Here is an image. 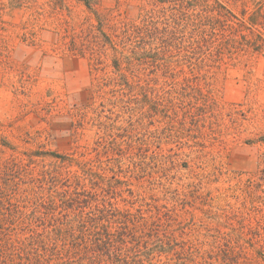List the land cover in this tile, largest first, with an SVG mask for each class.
I'll return each mask as SVG.
<instances>
[{
    "label": "trees",
    "instance_id": "16d2710c",
    "mask_svg": "<svg viewBox=\"0 0 264 264\" xmlns=\"http://www.w3.org/2000/svg\"><path fill=\"white\" fill-rule=\"evenodd\" d=\"M75 1L88 15L58 32L56 50L93 61L89 101L101 99V110L76 116L97 127L98 139L91 150H14L4 161L0 264H199L198 240L187 238L178 214L185 188L155 199L132 185L165 187L187 169L192 154L161 145L200 144L203 125L212 129L218 102L208 79L226 53L264 46V24L258 33L255 22L264 7L239 16L230 4L240 0H114V8ZM124 5L136 6V20L115 14Z\"/></svg>",
    "mask_w": 264,
    "mask_h": 264
},
{
    "label": "rangeland",
    "instance_id": "374dc122",
    "mask_svg": "<svg viewBox=\"0 0 264 264\" xmlns=\"http://www.w3.org/2000/svg\"><path fill=\"white\" fill-rule=\"evenodd\" d=\"M102 5L116 7L114 0ZM135 7H118L115 14L136 20ZM263 7L264 0L230 4L239 16L243 10L257 15ZM86 15L75 0H0V167L14 150L63 155L95 146L97 127L76 116L87 106L101 110V99L89 101L88 91L96 90L93 61L56 50L58 32L77 27ZM255 22L260 33L264 18ZM235 50L208 79L218 102L212 129L203 125L200 144L188 138L189 144L172 139L161 145L170 154H192L187 169L165 187L132 185L155 199L185 188L178 214L187 238L198 240L199 264H264V46ZM90 109L85 110L96 117Z\"/></svg>",
    "mask_w": 264,
    "mask_h": 264
}]
</instances>
